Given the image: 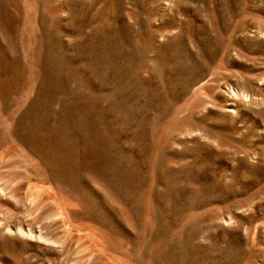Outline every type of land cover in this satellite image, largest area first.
I'll list each match as a JSON object with an SVG mask.
<instances>
[{
    "label": "rangeland",
    "instance_id": "374dc122",
    "mask_svg": "<svg viewBox=\"0 0 264 264\" xmlns=\"http://www.w3.org/2000/svg\"><path fill=\"white\" fill-rule=\"evenodd\" d=\"M0 264H264V0H0Z\"/></svg>",
    "mask_w": 264,
    "mask_h": 264
}]
</instances>
